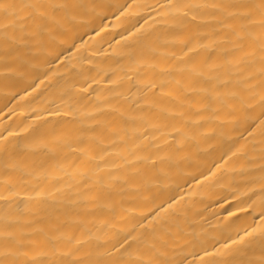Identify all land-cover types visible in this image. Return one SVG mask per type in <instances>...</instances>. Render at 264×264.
Segmentation results:
<instances>
[{"label":"bare ground","instance_id":"bare-ground-1","mask_svg":"<svg viewBox=\"0 0 264 264\" xmlns=\"http://www.w3.org/2000/svg\"><path fill=\"white\" fill-rule=\"evenodd\" d=\"M0 264H264V0H0Z\"/></svg>","mask_w":264,"mask_h":264}]
</instances>
